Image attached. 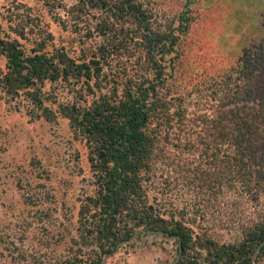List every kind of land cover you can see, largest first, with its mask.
Wrapping results in <instances>:
<instances>
[{
    "label": "trees",
    "instance_id": "trees-1",
    "mask_svg": "<svg viewBox=\"0 0 264 264\" xmlns=\"http://www.w3.org/2000/svg\"><path fill=\"white\" fill-rule=\"evenodd\" d=\"M77 1L100 9L114 2L109 19L139 21L153 73L120 92H105L97 83L98 60L74 57L65 45L49 47L47 38L29 37L24 27L0 20V58L6 61L0 97L26 105L33 119L65 117L89 149L92 190L78 199L75 221L67 225L69 253L60 264H102L141 229L176 238L177 264H264V73L252 68L263 60L264 41L228 72V79L239 74L235 93L201 118L199 161L177 163L169 137L189 122L165 85L187 19L160 30L134 0ZM58 80L74 81L76 101L55 107L43 93L46 82ZM222 194L228 206L236 197L251 198L246 216L207 223L202 201L217 203ZM189 196L191 204L179 203Z\"/></svg>",
    "mask_w": 264,
    "mask_h": 264
},
{
    "label": "rangeland",
    "instance_id": "rangeland-1",
    "mask_svg": "<svg viewBox=\"0 0 264 264\" xmlns=\"http://www.w3.org/2000/svg\"><path fill=\"white\" fill-rule=\"evenodd\" d=\"M134 2L142 4L155 29L179 28L184 18L189 23L167 68L165 85L176 109H186L189 124L173 130L169 143L176 147L170 145L169 151L177 163L199 161L201 118L235 93L239 74L228 79V72L264 41V0ZM113 5L100 9L77 0H0V20L24 27L29 37L47 38L49 47L65 45L74 57L98 60L102 71L97 83L114 93L153 71L139 21L129 16L109 19ZM261 57L252 66L255 75L264 73V54ZM5 63L0 58V68ZM76 91L71 80L43 86L55 107L76 101ZM26 109L0 97V264H60L69 253L67 225L75 221L78 199L92 190L89 149L65 117L33 119ZM226 198L222 194L217 203L202 201L207 204V223L246 216L251 198L236 197L232 206L226 205ZM192 201L191 196L179 198L182 204ZM237 210L241 213L234 215ZM179 257L176 238L149 233L120 245L104 264H177Z\"/></svg>",
    "mask_w": 264,
    "mask_h": 264
},
{
    "label": "water",
    "instance_id": "water-1",
    "mask_svg": "<svg viewBox=\"0 0 264 264\" xmlns=\"http://www.w3.org/2000/svg\"><path fill=\"white\" fill-rule=\"evenodd\" d=\"M140 232H149V233H155L154 231H146V230H144V229H141V230H139V231L136 233L135 237H136V236H137V234H138V233H140ZM135 237H134V238H135ZM134 238H132V239H134ZM132 239H131V240H132ZM122 244H124V243H122ZM122 244H121V245H122ZM109 255H110V254H107V255L104 257L102 264H104V263H105V260H106V258H107Z\"/></svg>",
    "mask_w": 264,
    "mask_h": 264
}]
</instances>
